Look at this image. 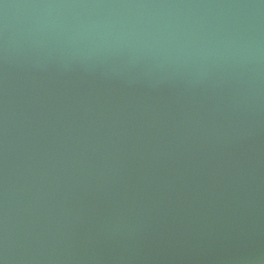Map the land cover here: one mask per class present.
I'll use <instances>...</instances> for the list:
<instances>
[{"label":"water","instance_id":"95a60500","mask_svg":"<svg viewBox=\"0 0 264 264\" xmlns=\"http://www.w3.org/2000/svg\"><path fill=\"white\" fill-rule=\"evenodd\" d=\"M0 264H264V0H0Z\"/></svg>","mask_w":264,"mask_h":264}]
</instances>
